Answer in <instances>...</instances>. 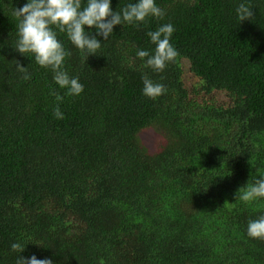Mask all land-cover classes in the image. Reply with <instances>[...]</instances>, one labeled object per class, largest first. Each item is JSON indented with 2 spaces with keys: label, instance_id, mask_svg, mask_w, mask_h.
<instances>
[{
  "label": "trees",
  "instance_id": "1",
  "mask_svg": "<svg viewBox=\"0 0 264 264\" xmlns=\"http://www.w3.org/2000/svg\"><path fill=\"white\" fill-rule=\"evenodd\" d=\"M27 2L0 0V264L19 255L53 264H264V241L247 235L264 198L239 199L264 178V0H155L163 20L114 26L86 61L57 31L72 53L64 67L84 85L79 96L14 49V10ZM240 3L253 8L252 20L239 22ZM167 23L179 55L157 73L137 51L154 54L147 32ZM145 76L166 94L145 96ZM147 129L153 148L140 137ZM13 243L25 250L13 252Z\"/></svg>",
  "mask_w": 264,
  "mask_h": 264
},
{
  "label": "clouds",
  "instance_id": "2",
  "mask_svg": "<svg viewBox=\"0 0 264 264\" xmlns=\"http://www.w3.org/2000/svg\"><path fill=\"white\" fill-rule=\"evenodd\" d=\"M239 22L252 20L253 8L240 3L236 8ZM15 16L19 19L18 40L14 49L22 55L31 53L35 62L53 73V79L61 89H66L69 96H79L84 85L79 77H70L64 65L67 57L72 55L64 44L58 39L57 31L66 33L71 44L74 45L85 57L96 55L102 43L97 36H102L104 41L113 34L116 25H147L151 18L163 20L166 15L164 9L159 7L155 0H136L128 3L121 11H114L111 0H87L86 5L82 0H28L20 8H15ZM95 27L96 35H90L85 30ZM175 31L171 23L159 26L155 31H148L147 36L156 46L154 54L146 50H138L137 56L145 60L147 67L154 72L162 73L170 63H174L179 55L177 49L171 43V37ZM146 58V59H145ZM18 72L24 73L23 79L31 78L27 67L18 62ZM143 80V94L153 100L166 94L167 88L164 84L154 82L147 76ZM57 101L62 102L64 97L54 90L50 92ZM54 116L63 119L64 114L60 110L59 103L54 107ZM240 190V189H239ZM258 198H264V178L257 179L253 185L245 188L239 199L250 203ZM247 235L250 238L264 241V216L250 220L247 226ZM24 245L13 243L11 250L22 253ZM16 264H53L51 259H37L35 255L30 258L18 256Z\"/></svg>",
  "mask_w": 264,
  "mask_h": 264
},
{
  "label": "rangeland",
  "instance_id": "3",
  "mask_svg": "<svg viewBox=\"0 0 264 264\" xmlns=\"http://www.w3.org/2000/svg\"><path fill=\"white\" fill-rule=\"evenodd\" d=\"M140 137L144 143L149 145V147L153 148V146L156 145V136L151 129L143 130L140 134Z\"/></svg>",
  "mask_w": 264,
  "mask_h": 264
}]
</instances>
